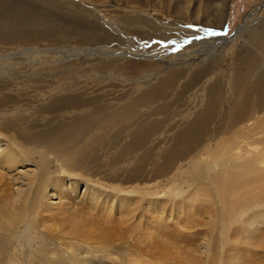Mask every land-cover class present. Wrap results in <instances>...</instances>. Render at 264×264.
Returning a JSON list of instances; mask_svg holds the SVG:
<instances>
[{
    "label": "bare ground",
    "instance_id": "bare-ground-1",
    "mask_svg": "<svg viewBox=\"0 0 264 264\" xmlns=\"http://www.w3.org/2000/svg\"><path fill=\"white\" fill-rule=\"evenodd\" d=\"M38 1L47 7L30 6L25 0H0V77L27 68L24 63L27 65L31 58L37 60L34 59L37 54L45 58L52 54L24 49L29 44L66 40L81 46L104 45V40L109 39L97 28L90 30L87 26L61 22L53 11L59 8L58 1L63 0ZM210 1L199 0L204 5ZM213 1L216 20L212 26L221 29L226 23L229 0ZM115 2H118L117 7L135 15L142 13L146 16L144 21L152 22L158 31L164 30L162 40L175 46L168 49L154 46L147 53H136L133 49L116 51L106 45L85 50L59 49L52 57L61 59L52 60L50 65L67 64L81 55L98 60L97 64L135 59L133 64L141 65L135 66L132 73L138 77L120 79L118 82L124 85H115L112 92L96 95L74 93L70 87L58 84L39 91L35 89L42 104L36 106L34 114L30 113L27 124L23 121L28 118L27 105L12 101L0 87V178L29 168V162H34L36 167L16 173V180L26 179L27 183L23 181L10 198L0 199V215L4 214L5 221L11 225L6 244L0 245V251L11 250L0 264H97L93 262L96 257L90 254L93 251L89 246L102 244L97 243V239L114 228L115 223L110 218L115 211L119 219L123 218L121 211L137 204V196L149 197L145 209L155 225L164 227L172 223L174 230L183 235L198 222L194 206L201 196L211 195V203L221 211L220 220L226 221L228 216L223 204L228 197L237 198L239 189L260 187L264 183V29L258 34L246 26L248 20L244 30L232 37L194 30L189 25L172 32L169 29L172 24L158 19V9L151 4L140 6V2L133 0ZM90 3L93 4V0ZM168 11L164 12L166 16ZM257 11L261 9H255ZM176 15L177 12L169 14L170 17ZM251 16L250 21L254 19ZM185 21L195 22L192 18ZM206 23V17L201 18L199 24ZM246 31L249 38L245 41L242 36ZM176 34L182 38H170ZM187 34L194 35V40L184 38ZM239 43L246 48L236 55L232 70L227 74L221 70L228 56L226 50L233 53L231 45ZM178 45L186 52H175ZM189 47L191 49L187 50ZM119 65L110 63L104 68L109 72L119 71ZM31 77L23 78L32 81ZM118 87L121 90H116ZM227 94L228 107L224 109ZM187 95L193 102L184 110L180 102ZM173 97L177 102H171ZM217 121L223 125H216ZM107 180L113 183L112 192L99 188ZM33 189L43 190V193L37 192V203L31 194ZM261 194L264 200V191ZM251 196L247 194L245 199ZM83 206L88 212H83ZM168 206L171 209L167 211ZM245 212L240 216H245ZM66 214L68 216L61 219L62 224L50 225L57 216ZM105 215L104 222L97 220ZM258 215L241 218V222L246 223L241 226L237 224L240 216H233L225 231L234 239H262L264 214ZM118 218H115L116 223L123 222ZM138 220L141 222L140 218ZM135 224L132 229H136ZM44 232L49 236L43 235ZM46 238L61 240L59 247L49 250ZM103 249L102 257L109 264H152L150 259L123 254L121 263L112 250ZM203 249L208 248L198 249L200 258L204 255ZM220 252L227 250L222 248ZM153 260L156 261L154 257ZM157 260L159 263H156L165 264ZM230 264L242 263L236 258Z\"/></svg>",
    "mask_w": 264,
    "mask_h": 264
},
{
    "label": "rangeland",
    "instance_id": "rangeland-1",
    "mask_svg": "<svg viewBox=\"0 0 264 264\" xmlns=\"http://www.w3.org/2000/svg\"><path fill=\"white\" fill-rule=\"evenodd\" d=\"M8 1L12 2L13 0H8ZM8 1L1 0V2H8ZM63 1L64 2L61 3H59L58 1L59 8L56 10L57 12L53 11L58 14L60 19L62 20L61 22L66 23V25L71 24L69 26H81V27L87 26L89 27L90 30H95V28H97L98 30H101L100 32H102V34L104 33L107 34V37L109 39L104 40L106 44L104 45L85 44L81 46L79 44L76 45V43H71L70 41H66V40L62 41L61 43L40 41L37 43L29 44L24 49L26 48L32 50L35 49L36 51L39 50L38 52H44V54L46 53V51H49V53L52 52L53 54L56 53L59 49L62 51L67 50L69 48H73V49L80 48L79 50L81 49L85 50L88 48H96L99 46L106 45L105 47L112 48L113 50L116 51H121V50L131 51L133 49V51L135 50L134 52L136 53H138L139 51L147 53L149 52L150 48L154 46L158 48L160 47L162 49H166V48L168 49L170 48L169 46L172 47V45H174V43L172 42L169 41L167 42L165 40H162L164 38L163 36L164 33H162L164 31L163 29L162 31L160 29L158 31L157 26L156 25L154 26L152 22H149L147 20L144 21L145 20L144 18H146V16L144 15L142 16V13H138L135 15L133 12H130L129 10L128 12L127 9L125 8L117 7L118 2L113 3V1H117V0H100V2H95L93 0V4L90 3L91 0H87L88 2H84L81 0L79 1L77 0L74 2H71L69 0H63ZM118 1H122V0H118ZM25 2L30 6H32L33 4V6L35 7H39V6L47 7L46 5L45 6L41 5L42 3H40L38 0H25ZM133 2L136 3L140 2V6L141 5L150 6L151 4L152 8L154 9L157 8L158 10L157 9L156 10L158 13L156 16L159 17L158 19L161 18V20H163L162 21L163 23L172 24V27L171 28L169 27V29H171L172 32L178 30L180 27L183 26L186 27L189 25L188 27H192V29L194 30L200 29L202 31L211 32L219 36L232 37L237 33V31L244 30V25L248 20H249V22L247 23L248 25L246 24L248 28H252V30H256L257 33L258 32L260 33L264 29V0H229V3L226 7V15H227L226 23L224 27L221 29H215L212 26L213 20L215 19L216 16L215 9L213 6H211V4L214 5L215 3V1L213 0L208 2L207 3L208 5L201 4L199 0H173V1L172 0H137V1L133 0ZM68 3L70 5H68ZM109 5L113 7H109ZM257 8L261 9V11L255 12V9ZM134 10L139 12L138 9H134ZM166 10L167 11L169 10L168 11L169 14L177 12L178 16L176 15L170 17L169 14L168 16H166L164 14ZM251 14L252 16H254V19L250 21ZM137 16L140 18H137ZM204 17H206L207 23L204 25L199 24L201 18ZM190 18H192V20H195V22L189 23L185 21V20H189ZM179 35L180 34L170 35V38L172 37L182 38V36ZM242 37L244 38L245 41L248 40L249 36L247 34V31L244 33ZM184 38L186 39L188 38L187 40H194L195 37L194 35L187 34V37L184 36ZM161 44L162 45L165 44V45L162 46ZM166 45H168V47ZM13 48L16 49L15 47ZM180 48H181L180 45L175 47L174 48L175 52L178 53L182 52L183 50H180ZM231 48L233 49V53H231L230 49L226 50L228 56L226 57V61H225L226 63L224 64L223 69H221L223 71L225 70L227 74H229V72L232 70V66L234 64L235 58H237V56H239L241 52L243 53L246 46L245 45L243 46V43H239V44L231 45ZM189 49L191 48L189 47L187 50ZM52 54L48 55V57L46 58L42 56L43 54L42 55L37 54V56L34 57V59L37 60H33V58H31L30 62L27 65L24 63L25 65L24 67L27 68H22V70L21 69L14 70L15 72L14 74L12 75L4 74L3 76L0 77V87L1 89H3L4 94L10 95L9 98H11V100L14 102L19 101L17 103H21L23 106L27 105L25 108L29 110L27 112L28 118L26 121L23 120L24 123L26 124L27 121L28 122L30 121L29 117L31 116V114L35 113L36 106L42 104L40 97L37 95V92L34 91L35 89L39 91L41 88L45 89L52 84H53L52 86L56 84V86L63 85L65 88L70 87L71 92L74 93L86 92L89 95H96L98 93L101 94L103 92L109 93L112 92V90L114 89L113 87H115V85L119 86L120 84L123 85L125 84V83H119L118 80L137 78L138 76H135L132 73V71L135 69L134 68L135 66L141 65V64H137V65L133 64L134 62H136L135 59H125L123 61L118 62L121 68L119 71L109 72L104 67H106L110 63L118 64L117 62L108 61V63L102 62L97 64L96 62L98 60L88 59L89 57L87 58L81 55L79 56V58L76 57L75 59L67 61V64L66 63H64L63 65L58 64L57 66L56 64L55 65H50V64H52V60L61 59V58L54 56L52 57ZM21 59L20 60L17 59L16 61H19V63L21 61L23 62V60ZM40 65L41 66L44 65V66L41 67ZM54 74L56 75V77H54ZM24 76L26 77L32 76L31 77L32 81L29 80L27 81V79L23 78ZM111 77H113L114 79ZM15 78H21V79L19 80ZM132 80H136V79H132ZM22 84L24 87L22 86ZM27 88H29V92L28 91L25 92ZM31 88L33 89L32 91ZM118 89L121 90V87H118L116 90ZM228 96L229 95L227 94L225 98L226 102L223 105L224 109H227L228 107V103H227ZM174 98L175 97H173V101L171 102H177ZM192 100L193 99L190 98V95H187V97H185L183 101L180 102V104L185 106L183 108L184 110H188L189 108L188 105L193 102ZM175 109L176 107L173 110ZM222 123L223 122L217 121L216 125L221 126L223 125ZM1 131L2 133L3 132L6 133L3 130ZM75 158L77 159L78 156H75ZM105 162L107 161L105 160ZM28 165H30V167L27 169L32 168L34 170L36 168L34 162H29ZM27 169L25 168L20 169L19 172L23 170L27 171ZM19 172L18 171L9 172L6 178L4 179L0 178V196H1L0 199H2L3 197H4L3 199L10 198L13 194V191L16 190V188L20 187L23 181L27 183L26 179L16 180L17 177L15 176V174ZM105 183L103 182L102 185L99 186V188L100 189L103 188L104 191L112 192L114 188V186L112 185L113 183L109 184V180L105 181ZM121 183L123 182H119V184ZM8 189H9V194H8ZM33 190L31 194L35 202L37 203V199H38L37 192L43 193V190H35V189ZM49 190L51 191V189ZM239 191H240V195L237 198L233 196H229L228 199L223 204L224 211H226V214L228 216V220L226 221L220 220L219 213L221 214V211H219L218 206L216 204L211 203L212 196L211 195L201 196L199 202L194 206L196 208L195 210L198 211V215H197L198 222L192 224L193 229L189 231V233L186 232L183 235H180V233L174 230L172 223H170L169 226H164V227H159L158 225H155V220L154 221L151 220L152 217L150 219L148 218V213L145 209L146 199H148L149 197L137 196L135 197V199H138V201L137 204L133 205L134 207L126 206L127 209L125 211L124 210L121 211V214H124L123 218L121 217L119 219L118 218L119 215L117 214L118 211L117 212L115 211L114 215L110 218L111 222L113 224L115 223L113 225L114 228L110 229L108 232H105L104 234L99 236V240L97 239V243H102V244L89 246L93 252L90 253V251H87V254L90 253L94 255L96 259H93V262L95 261V263L97 264H109V262L105 261L104 258L102 257L103 251H105L103 248L112 250V253H115V258H118L121 263L123 262V259L121 257V255L123 254L125 256L131 255L132 258L150 259L152 260L150 261L152 262V264H155L156 262L159 263L157 259H159L160 262H164L165 264H230L233 261V259L236 258H238L242 264H264V238L262 239L256 238L255 241L245 240V239H234L231 237V233L228 235V231H225V229L230 224L232 217L237 215L240 216V214L244 211H246L245 216L241 215L237 220L238 226L246 224L241 222V218L248 219L246 217H252L260 213L264 214V206L261 205V203H264V200L261 199L263 197L261 193L264 191V183L260 187L259 186L246 187L239 189ZM247 194L252 195L250 199H245L247 197ZM139 204L140 207L138 206ZM259 204L261 206H259ZM167 209L170 210L171 206L166 207V210ZM82 210L83 212L86 211L88 212L87 208L84 206ZM56 214L48 213V215L50 216H56ZM64 216L67 217L68 215L66 214V215L57 216L56 219L52 223H50V225L62 224L61 219ZM129 216L131 219L134 216L133 218L134 220L133 219L131 220ZM1 217H3L4 219ZM47 217L48 216L46 215L45 218L47 219ZM104 217H106V215L100 216L97 220L104 222L106 220V218ZM115 218H118L119 220H123V222L120 221L121 224L119 222L116 223L117 220H115ZM139 218L141 219L140 220L141 222H139L138 220ZM127 220L129 223L127 222ZM137 220L138 222H136L135 224V221ZM7 223L9 222L5 221V215L1 214L0 229L2 230H0V245H5L6 244L5 242L8 239L6 236H8L10 232L11 225H9L10 223L9 224ZM134 224L136 225V229H132L134 228L133 227ZM20 226L22 227L23 224L18 225V227ZM157 232H159L160 234H158ZM43 235L49 236V233L44 232ZM164 235L167 236L164 237ZM160 236L161 238H159ZM46 239L49 250L57 249L59 247V243L61 242V240L57 241L55 240V238L54 240L53 239L50 240L49 238ZM91 239L94 240L96 238H91ZM82 240L85 241L84 239ZM66 243L68 244V242ZM200 248H208L207 250L203 249L204 255H202V258H200L198 253V249ZM222 248H225L227 252L226 253L220 252ZM208 250H210V252H207ZM9 251H4L5 254L4 252L2 253L0 251L2 253L0 256L1 262H4V259H7V257L9 256ZM20 252L24 256H26L22 251ZM87 254H84V256H86ZM153 254L156 255V257L153 256ZM153 257L154 259H156V261L153 260Z\"/></svg>",
    "mask_w": 264,
    "mask_h": 264
}]
</instances>
